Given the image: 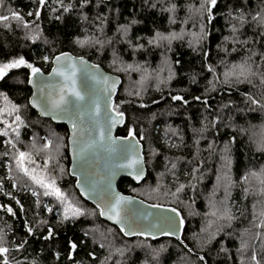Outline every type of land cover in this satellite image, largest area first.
<instances>
[{"label": "trees", "instance_id": "16d2710c", "mask_svg": "<svg viewBox=\"0 0 264 264\" xmlns=\"http://www.w3.org/2000/svg\"><path fill=\"white\" fill-rule=\"evenodd\" d=\"M201 2L89 0L81 7L83 0H45L43 5L38 0H4L0 15L15 11L23 21L9 19L7 27L0 22V65L23 57L48 72L55 55L70 52L120 76L113 108L123 113L125 122L116 134L127 136L131 130L138 138L147 174L139 184L122 178L118 188L148 203L170 206L183 219L180 240L126 238L102 220L69 174L67 126L40 117L30 107L31 69H9L0 77V109L19 106L18 113L3 114L12 127L19 124V136L11 129L0 135V236L10 249L9 264H255L253 253L264 264V228L255 227L264 211V84L259 76L251 77V83L226 84L222 75L225 65L250 56L253 70L264 72V27L252 20L256 13L264 14V0H217L211 21L206 10L196 11ZM241 15L243 23L236 19ZM201 26L203 38L195 43L191 33H200ZM157 33L184 35L150 44ZM86 37L92 42H76ZM128 65L132 69L123 70ZM17 114L22 123L15 121ZM9 139L15 149L5 143ZM48 141L51 147L42 151ZM17 149L32 152L40 165L46 155L54 156L50 172L57 186L85 215L65 219V205L55 196H44L43 188L16 169ZM181 184L183 191L172 195ZM225 209L232 220L218 219ZM258 232L262 238L256 237ZM242 241L249 245L243 252Z\"/></svg>", "mask_w": 264, "mask_h": 264}, {"label": "water", "instance_id": "95a60500", "mask_svg": "<svg viewBox=\"0 0 264 264\" xmlns=\"http://www.w3.org/2000/svg\"><path fill=\"white\" fill-rule=\"evenodd\" d=\"M62 53H68L72 59L61 60L58 63L56 57ZM62 53L52 58L51 68L48 72L40 70L37 76H32L31 73L29 74L27 86L31 89V95L28 101L30 107L40 117L50 119L55 124H64L67 126L68 170L69 174L76 178V190L86 202L96 208L98 203L106 202L111 196L121 195L130 197L131 201L123 206L126 209L129 223L133 225L136 231L150 232V235H125L120 230V225L109 220L107 216H100L102 220L116 226L126 238L145 236L152 239H159L163 236H168L180 240L183 225L179 223L182 218L177 210L176 212H172V207L163 205L153 207L158 204H151L136 196L125 194L118 188V182L122 178H128L135 184H139L145 179L147 174V168L143 158V148L138 138L135 135L129 137V135L121 136L116 134L117 129L124 124L125 116L123 115L122 118H118L122 119L121 123H116L114 126H111V118L116 115V112L113 111V99L117 95L122 83L120 76L106 71L102 66L91 62L84 56H76L70 52ZM81 58L84 62L83 64H81ZM73 62L76 64L75 70L71 68ZM54 68H58L68 75H72L74 71L75 86L85 96V100L79 102V105H77L84 113L82 119L73 115V121L78 125L76 131L79 133L75 137H73V121H70L67 115L56 113V118H53V115L44 114V107L42 106L44 97L59 99L61 89H64V95L74 99L65 87L70 82L66 81L64 76L53 73ZM105 77L109 78L107 85L104 83ZM117 79L119 82L116 84L115 90L105 91L106 88L110 89L111 82ZM32 100H37V106H33L30 103ZM93 101L95 102V106L99 108V113L94 116V119L90 118L87 114L88 108L92 105ZM67 107L70 113L76 112V109L71 105ZM93 113H95L94 106ZM102 129L105 132L104 140L100 139ZM109 136L111 139H108ZM72 139H75L77 143H72ZM113 141L115 142L113 143ZM123 145H134L135 147L134 150L122 152L121 147ZM81 149H83V152H81ZM112 149H115V151H112ZM135 159H139L141 163L131 168L117 166L127 165ZM139 168L143 169V175L141 179L137 180L135 179V174ZM73 172H75V175L72 174ZM78 182L80 187H77ZM169 218H174V220L170 221ZM176 229H179L177 235L163 234Z\"/></svg>", "mask_w": 264, "mask_h": 264}, {"label": "snow or ice", "instance_id": "6c2138e0", "mask_svg": "<svg viewBox=\"0 0 264 264\" xmlns=\"http://www.w3.org/2000/svg\"><path fill=\"white\" fill-rule=\"evenodd\" d=\"M38 2L43 5L45 3V0H38ZM57 2H61V0H57ZM87 3H89V0H83V3L81 4V7H83L84 5H86ZM4 4V0H0V7H3ZM217 4V0H202L200 8L196 9L197 12L206 10L209 13L208 19L209 21H211L213 19V17L211 16V10L212 8H214ZM65 11H68V8H64ZM175 10V6H173V8L171 9V11ZM29 15H33V13L29 12ZM35 15L37 17H39L40 13L39 11H37L35 13ZM9 19L12 20H16L17 22L23 21V17L13 11L11 12L10 16L9 15H0V22H3L5 24V26L7 27V22L9 21ZM237 20H239L241 23L244 22V17L243 15L236 17ZM252 20L254 22H256L260 27H264V14L258 12L256 13V15H254L252 17ZM173 23L175 22L174 20L172 21ZM23 27H28L27 23L23 24ZM237 31V29L235 27H233V32ZM203 34V26H201V32L200 33H191V36L194 38V42L195 43H199V40L203 38L202 36ZM183 33H171L167 36L161 34V33H157L156 37L153 40H149V43H154L156 41H164L167 40L169 42H171L174 39H182L183 38ZM33 39H35V37H33ZM227 39V38H225ZM79 45L84 46L86 44L91 43V38H85L83 40H77L76 41ZM95 43H100L99 40H96ZM192 42L190 41V44ZM244 43H247V41H244ZM44 59L47 61L48 57H44ZM72 58L69 56L68 53H62L60 56L56 57V61L59 63L61 60H71ZM250 61H251V56L248 57L247 59L243 60L240 63H234L231 64L230 66L225 65V71L223 72V83L229 84L233 81L238 82V83H242L247 81L248 83H251V77H255V76H259L260 82L262 84H264V72H257L254 71L253 68L250 66ZM83 60L81 58V64H83ZM113 63L115 64V61H113ZM21 66H26L27 68L31 69V74L32 76H37L40 73V69L37 67H34L32 64L27 63V61L24 60L23 57L19 58V59H15L12 60L6 64H2L0 65V77H3L5 75V73L9 70V69H14V68H19ZM98 67V66H97ZM132 65H128L127 69H123V70H128V69H132ZM71 68L73 70L76 69V64L75 62H73L71 64ZM138 70V69H137ZM208 70L210 72H214L215 70L209 66ZM53 73L59 74L61 76L65 77L66 81H69L70 84H66L65 87L67 88V92L71 95V97H74V99L69 98L68 96L64 95V89H61V95L59 97V99H49L48 97H44L43 99V107H44V114L45 115H53V118H56V113H63L65 115H67L68 119L70 121H73V115H76L78 117H80L82 119L84 113L80 110V108L77 107V105H79V102L84 101L85 100V96L82 95L81 91L78 90L76 88V81H75V76H74V71L72 75H68L62 71H60V69L58 68H54L53 69ZM108 79L107 77L104 78V83L107 85L108 84ZM169 79H171V76H169ZM218 79V77H217ZM118 79L115 81L111 82L110 85V89L106 88L105 91H114L115 90V86L118 83ZM163 82V81H162ZM213 88H215V84L212 85ZM42 91V90H41ZM137 95H139V93H136ZM5 99H7L5 97ZM173 100H183V97L181 96H173L172 97ZM196 99H200L199 97H197ZM249 100L251 101V103L253 104H258L259 101L252 99L251 97H249ZM31 104H33V106H37V100H32L30 101ZM185 103H187V101H185ZM68 105H71L74 109H76L75 113H70L68 110ZM93 106L95 107V113H93ZM143 106V105H142ZM83 107V106H81ZM113 111L116 112V115L114 117L111 118V126H114L116 123H121L122 119H118V118H122L123 117V113H120L118 111H116L115 108H113ZM7 112V115L11 116L13 113H18L19 112V106L16 105H12L10 109H0V123H3L5 125L4 128L0 129V135L3 136H7L8 135V129H11L12 132L16 133V136H19V132L17 131V128L19 127V124H17L16 127H12L11 124L8 123V121L6 119H3V114ZM99 113V108L98 106H95V102H92V105L89 106L88 108V112L87 114L89 115L90 118L94 119L95 115H98ZM15 121L16 122H21V117L17 114L15 115ZM98 125V122H97ZM72 128H73V137H75L76 135H78L79 133L76 131L78 128L77 123H75L74 121L72 122ZM110 131V128H109ZM134 133L130 130L129 131V137H133ZM100 139L104 140L105 139V132L102 129L101 133H100ZM108 139H111L110 136L108 137ZM115 141H113L114 143ZM6 144L11 145V147L13 149H15V144L12 142V140H6L5 141ZM72 143H77V141L75 139H72ZM52 145L51 141H48V143H46L44 145V149H49ZM134 145H123L121 147V151L122 152H128L130 150H134ZM57 151H59V146H57ZM112 151H115V149H112ZM81 152H83V149H81ZM5 155H7V153H5ZM56 158L54 156H52L51 154L46 155L43 161V165H40L37 163V160L33 157V153L32 152H26V151H20V150H16L14 152V160H15V166L16 169L23 173L26 177H29L31 179V181H33L36 185H39L41 188L44 189L43 195L44 196H55L62 204L65 205L64 207V217L65 219H67L69 216L72 217H78V216H82L85 215V211L77 206L76 204L72 203L71 200L68 199V196L66 193H64L56 184V179L55 177L51 174L50 172V167L53 163V161ZM56 163L58 164V160L56 161ZM141 161L139 159H135L133 161H131L129 164L127 165H117L118 167H133L134 165L140 164ZM31 165H35L34 167H30ZM173 168L176 167L175 164L172 165ZM55 169H53L54 171ZM9 171H11V168H9ZM193 171H196V169H193ZM59 172L63 173L64 169L62 167H59ZM73 175H75V172L72 173ZM143 175V169L139 168L136 170V174H135V179L139 180L142 178ZM77 187H80L79 182L77 183ZM185 188V185L181 184L177 189L175 193H172V195H176L179 192L183 191V189ZM33 195H36V193L34 192ZM131 201L130 197H126V196H121V195H115V196H111L107 199L106 202H101L97 204V208L99 209V215L100 216H107V218L109 220L114 221L115 223H117L118 225H120V230L122 232H124L125 235H150V232H145V231H136L133 228V225L131 223H129L128 218H127V213H126V209L123 207L126 203H129ZM17 203H19V201H17ZM0 207H4L3 205H0ZM153 207H159V205H154ZM7 211L9 213L13 212V209L11 207H7ZM48 211H51V209H48ZM172 212H176V209H171ZM14 214V213H13ZM213 216L216 215L215 212L212 213ZM260 217H262V219L260 220V223L255 225V227L258 228H264V211H262L260 213ZM218 219H227V220H232L233 217L229 214V211L227 209H225V212L223 214L222 217H218ZM170 221H173L174 218H169ZM180 225H183V219H180L179 221ZM127 229V230H126ZM27 231L29 233L32 232V228H28ZM179 229H176L174 231L171 232H166L163 234L166 235H177L178 234ZM52 235L51 231L49 232V237ZM256 237L257 238H262L261 233H256ZM3 238L2 236H0V260H2V264H9V260L7 258V253L10 251L9 248L4 247L3 246ZM19 247H23V245H19ZM76 244L73 243L71 244V249L75 250L76 249ZM101 247H103V245H101ZM249 247L247 242L242 241L241 242V247L239 249V251L243 252L244 250H246ZM117 251L119 252L120 250L117 249ZM199 259L203 260L204 257H200ZM251 260L255 261V264H260V261L257 260V257L255 255V253H253V255L251 256ZM243 264V262H242Z\"/></svg>", "mask_w": 264, "mask_h": 264}]
</instances>
